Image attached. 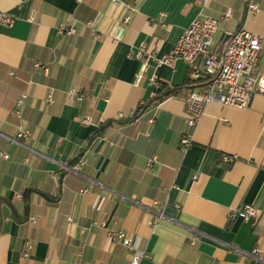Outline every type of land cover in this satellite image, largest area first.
<instances>
[{"label":"crops","instance_id":"obj_1","mask_svg":"<svg viewBox=\"0 0 264 264\" xmlns=\"http://www.w3.org/2000/svg\"><path fill=\"white\" fill-rule=\"evenodd\" d=\"M247 1L0 0L14 19L0 24V152L8 155L0 156V264H129L126 248L107 235L118 229L148 253L140 264H264L263 95L243 109L207 105L185 151L184 87L158 104L152 123L115 121L91 140L94 124L81 123L128 117L154 79L182 86L184 62L170 67L150 56L170 52L200 12L232 10L215 43L241 26L260 35L256 71L264 76V0H254L252 15ZM62 22L74 32L59 35ZM142 44L146 54L135 57ZM71 88L82 100L67 101ZM19 125L30 138H17ZM76 156L78 171L69 166ZM247 205L259 211L256 220L230 217Z\"/></svg>","mask_w":264,"mask_h":264},{"label":"built area","instance_id":"obj_2","mask_svg":"<svg viewBox=\"0 0 264 264\" xmlns=\"http://www.w3.org/2000/svg\"><path fill=\"white\" fill-rule=\"evenodd\" d=\"M195 1L204 6L207 0ZM114 2L116 3V0ZM245 11L247 14L252 15L259 11V7L254 0H248ZM161 16H164V13H161ZM231 17L232 10L229 8L221 11L218 17L200 12L182 30L170 52L160 57L150 56L155 58L157 63L170 67H173L177 61H182L187 65V75L190 79H207V84L190 90L182 97L184 102V120L187 127V130L182 133L179 140V147L182 151L187 150L193 144L192 130L204 114L207 105L215 103L224 107L243 109L250 105L254 95L260 94L264 96V76L256 71L263 38L241 26L232 31H227L225 39L220 43H215L214 36L221 21L229 20ZM13 21L14 19L9 13L0 12V24L12 26ZM73 32V26L68 23L62 22L57 26L59 35H69ZM145 54L146 47L144 44L140 45L134 53L135 57L138 58H143ZM33 67L43 74L48 71L47 65H42L39 62H35ZM140 78L141 74L138 75V80ZM27 98V92L21 93L16 98L11 110L12 115L21 117L22 108ZM66 99L73 104L81 100L82 95L78 94L74 88H71L66 93ZM53 101V96L48 94L46 103L52 104ZM152 121L153 118L151 117L148 123H152ZM81 123L90 124L92 119L90 116H83ZM30 136L31 132L28 129L23 128L22 125L18 126L17 138L26 140ZM102 138L104 140L107 139L105 136ZM0 156L4 159L8 158V155L3 152H0ZM222 158L226 163L233 161V157L230 155H223ZM82 164L83 162L79 161L70 168L78 171ZM174 208L178 209L179 206L175 204ZM258 215L259 211L254 206L247 205L238 211L232 212L230 217L256 220ZM161 216L162 214H160L159 218ZM38 217L39 215L29 216L27 221L35 224L38 221ZM159 218L151 223L152 227L157 225ZM107 235L113 242L119 243L126 248L129 253V264H140L143 258L148 257V253L136 248L134 239L125 230H109ZM31 249L32 244L27 241L22 255L28 256Z\"/></svg>","mask_w":264,"mask_h":264},{"label":"trees","instance_id":"obj_3","mask_svg":"<svg viewBox=\"0 0 264 264\" xmlns=\"http://www.w3.org/2000/svg\"><path fill=\"white\" fill-rule=\"evenodd\" d=\"M40 63V62H39ZM42 65H46L44 63H41ZM38 73L41 75V71L37 70ZM207 84V79L206 78H201L199 80H193L186 75V79L184 80V83L182 86L180 85H170L166 82H163L159 79H154V83L152 84V93L151 96L147 99L141 100L133 110V112L128 116V117H118L116 120H107V121H94L92 119V124H94V129L91 132L90 139L91 140L93 137H95L99 131H101L104 127L107 125L111 124L112 122H126L130 123L132 121L139 120L141 118H145L146 121L148 122L149 118H154L155 117V112H156V107L158 104L164 100L167 97L170 96H179L183 87L189 90H193L199 87L204 86ZM78 94L82 93L74 88ZM83 97V95H82ZM179 97H183V95H180ZM82 100V99H81ZM13 107V106H12ZM12 110V109H11ZM16 117V116H15ZM79 157L76 156L74 159H72L69 164V166H73L78 162ZM3 199H0V203L2 202Z\"/></svg>","mask_w":264,"mask_h":264},{"label":"rangeland","instance_id":"obj_4","mask_svg":"<svg viewBox=\"0 0 264 264\" xmlns=\"http://www.w3.org/2000/svg\"><path fill=\"white\" fill-rule=\"evenodd\" d=\"M214 38H215V36H214Z\"/></svg>","mask_w":264,"mask_h":264}]
</instances>
